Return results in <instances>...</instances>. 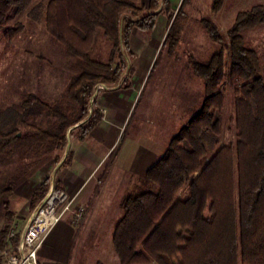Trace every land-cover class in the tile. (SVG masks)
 <instances>
[{
    "label": "trees",
    "instance_id": "trees-1",
    "mask_svg": "<svg viewBox=\"0 0 264 264\" xmlns=\"http://www.w3.org/2000/svg\"><path fill=\"white\" fill-rule=\"evenodd\" d=\"M189 2L182 0L174 16L168 1H162L169 20L162 49L169 42L176 44V27ZM31 3L0 0V32L7 40L22 31L21 23H10ZM160 8V0L48 1L46 31L65 48L73 73L55 105L29 95L20 104L25 114L15 125L0 128V217L5 220L0 247L14 219L9 211L13 185H22L43 166L60 160L68 129L77 126L83 140L97 126L102 113H88L95 87L121 80L128 56L133 57L131 35L135 30L150 33ZM202 21L210 38L223 44L216 25ZM257 25H264V5L239 13L226 33L233 110L228 117L232 138L225 143V98L219 89L225 78L223 52H215L206 63L191 64L203 81V99L160 159L144 175L129 179L112 234L119 264H264V75L241 35ZM99 37L111 44L106 62L91 57ZM33 108L49 116L45 127L28 120ZM71 159L68 152L63 165H70ZM48 188L47 178L35 190L31 208ZM56 189H61L58 184Z\"/></svg>",
    "mask_w": 264,
    "mask_h": 264
},
{
    "label": "rangeland",
    "instance_id": "rangeland-1",
    "mask_svg": "<svg viewBox=\"0 0 264 264\" xmlns=\"http://www.w3.org/2000/svg\"><path fill=\"white\" fill-rule=\"evenodd\" d=\"M48 1L32 0L29 8L14 18L10 26L19 22L23 28L12 40H7L0 32V128L2 129L15 125L17 120L25 114L20 104L29 95H37L46 103L55 105L63 98L65 88L73 73L70 69V57L65 48L54 41L46 31L45 8ZM172 1L175 16L180 5L176 6L177 0ZM219 2L190 0L183 7L182 16L176 27L178 30L176 44L172 47L169 42L159 50L155 69L147 88V91L149 87L152 90L153 101L157 107L156 110L159 109V114L150 116L147 113L145 116L177 132L197 110L204 95L203 81L194 74L191 64L206 63L215 52L221 50L225 78L219 89L225 98L224 136L222 138V142L225 143L232 138V134L228 131V117L233 110V83L228 76L230 60L226 33L239 13L250 10L256 5H264V0H220ZM162 10L161 6L159 13ZM204 19L216 25L218 31L224 36L223 44L220 45L210 38L204 28L202 21ZM160 23L159 20L158 29L161 26ZM241 35L243 45L255 52L259 60L260 71L264 75V25L246 28L241 31ZM110 46V42L99 37L91 57L101 62L108 61ZM130 59L128 56V61ZM126 70L127 67L123 73ZM95 91L96 89L88 103V113L96 109L93 107ZM186 105L190 107L184 110ZM139 109L140 106L135 117H138ZM30 114L28 120L42 127H45L50 119L45 111L37 108H33ZM136 121V118H133L128 133L133 131L132 128L135 127ZM147 124L150 123H145ZM66 135L67 144L72 139H79L77 126L68 129ZM170 140L171 137L169 142ZM52 162V166H55L56 163ZM111 171L115 173L113 167ZM105 183L102 186L99 184V190L101 192L100 187L105 191L109 190L106 193L107 196L101 195L98 203L86 204L85 219L80 226L74 229L75 240L72 247L78 257L76 264L116 263L110 240L113 226L119 217L117 198L120 197L121 185L119 186V182L117 184L115 181L107 185ZM26 185H13V193L9 197V211L14 214L12 223H15L13 226L15 230L18 222L21 225L25 219L17 214L25 209L23 206L27 197L23 194L25 195L30 190ZM183 195L184 192L181 193V196ZM2 210L0 208V212ZM4 225L5 220L0 217V230Z\"/></svg>",
    "mask_w": 264,
    "mask_h": 264
},
{
    "label": "crops",
    "instance_id": "crops-1",
    "mask_svg": "<svg viewBox=\"0 0 264 264\" xmlns=\"http://www.w3.org/2000/svg\"><path fill=\"white\" fill-rule=\"evenodd\" d=\"M167 1L170 4V11L173 12V1ZM181 1L177 0L176 6H179ZM159 20L161 26L158 29ZM168 28L169 20L162 10L157 14L155 27L150 33L139 30L133 32L130 38V51L133 57L127 62V70L123 77L119 82L105 84L103 89L95 92L93 107L102 113L101 121L83 140L72 139L55 166L51 163L43 166L34 177L23 183L27 184L30 190L23 194L27 197L23 206L24 211L17 214L25 218L21 225L18 222L17 234L24 228L32 210L44 198L31 208L35 190L47 178L49 188H56L58 184L61 189L77 194L76 203L85 206L98 203L101 195L107 196L109 190L105 191L100 187V192L99 184L102 186L106 180V185L109 182L115 181L117 184L119 182V186L121 185L120 197L117 198L119 217L113 226L114 231L121 216L120 199L129 179L135 174L144 175L160 159L170 137L176 133V130L157 121L153 122L145 116L147 113L150 116L159 114V109L156 110L153 101L152 90L149 87L147 91V88L155 69L156 56L162 49ZM125 82L129 83V87L124 86ZM139 106L138 117H135ZM189 107L186 105L184 110ZM133 118L137 120L136 125L132 128L133 131L128 133ZM68 152H72L71 163L64 166L63 162ZM112 167L115 173L111 171ZM74 229L68 218L58 223L39 251L38 264H76L78 257L72 247L75 240ZM110 241L115 264H119L113 250L112 236Z\"/></svg>",
    "mask_w": 264,
    "mask_h": 264
},
{
    "label": "built area",
    "instance_id": "built-area-1",
    "mask_svg": "<svg viewBox=\"0 0 264 264\" xmlns=\"http://www.w3.org/2000/svg\"><path fill=\"white\" fill-rule=\"evenodd\" d=\"M104 87L105 84H98L95 89ZM76 198L77 194L50 187L20 233L17 234L11 224L6 243L0 247V264H38L39 251L58 223L68 218L70 224L77 227L84 221L86 206L77 204Z\"/></svg>",
    "mask_w": 264,
    "mask_h": 264
}]
</instances>
